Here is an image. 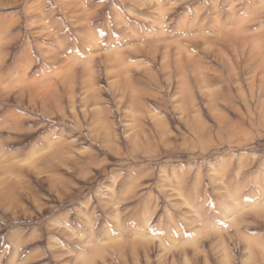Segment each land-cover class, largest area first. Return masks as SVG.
I'll list each match as a JSON object with an SVG mask.
<instances>
[{
	"label": "rangeland",
	"instance_id": "374dc122",
	"mask_svg": "<svg viewBox=\"0 0 264 264\" xmlns=\"http://www.w3.org/2000/svg\"><path fill=\"white\" fill-rule=\"evenodd\" d=\"M0 264H264V0H0Z\"/></svg>",
	"mask_w": 264,
	"mask_h": 264
}]
</instances>
